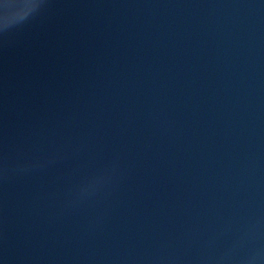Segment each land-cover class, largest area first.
Returning <instances> with one entry per match:
<instances>
[{"label":"water","instance_id":"95a60500","mask_svg":"<svg viewBox=\"0 0 264 264\" xmlns=\"http://www.w3.org/2000/svg\"><path fill=\"white\" fill-rule=\"evenodd\" d=\"M0 264H264V0H0Z\"/></svg>","mask_w":264,"mask_h":264}]
</instances>
